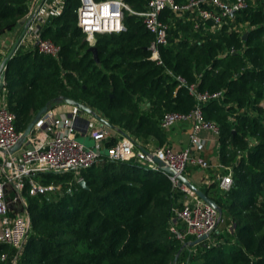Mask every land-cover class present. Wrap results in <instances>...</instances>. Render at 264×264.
Returning a JSON list of instances; mask_svg holds the SVG:
<instances>
[{
	"label": "trees",
	"instance_id": "trees-1",
	"mask_svg": "<svg viewBox=\"0 0 264 264\" xmlns=\"http://www.w3.org/2000/svg\"><path fill=\"white\" fill-rule=\"evenodd\" d=\"M127 1L137 11L149 2ZM80 4L67 0L65 12L43 33L62 46L59 58L20 49L8 62L4 92L18 116V129L24 131L50 99L66 95L138 140L153 139L162 147L169 142L162 117L169 111L190 113L198 104L174 75L201 92L223 91L202 111L205 120L220 127L219 154L223 164L233 167L234 184L222 192L211 177L215 181L200 188L222 207V219L230 216L234 234L219 244L198 245L187 264H264V0L236 12L218 31L197 29L196 21L166 9L162 17L171 29L169 43L160 46L163 63L151 58L155 35L130 12L127 30L97 34V61L78 26ZM27 13L26 0H0V39L16 30ZM240 24L250 27L247 38L244 29L232 28ZM81 176L88 188L73 173L40 175L42 182L62 184V189L31 195L28 183L25 204L14 201V185L7 186L12 209L23 212L27 205L32 221L15 264H182L188 249L172 235L170 221L176 192L183 191L163 169L146 167L136 157L111 161L103 156ZM70 184L72 192L67 191ZM17 252L0 243V259L9 256L6 264Z\"/></svg>",
	"mask_w": 264,
	"mask_h": 264
},
{
	"label": "built area",
	"instance_id": "built-area-1",
	"mask_svg": "<svg viewBox=\"0 0 264 264\" xmlns=\"http://www.w3.org/2000/svg\"><path fill=\"white\" fill-rule=\"evenodd\" d=\"M26 3L28 13L23 19L25 23H28L27 27L20 25L19 29L24 28V31L18 32L17 28L1 37L0 60L7 56L12 59L20 49L38 50L59 58L62 46L53 39L44 37L43 33L52 19L65 12L67 0H26ZM255 4L256 0H188L183 4L177 3L176 0H149L145 10L137 11L127 0H81L77 9L78 26L93 45L99 33H120L127 30L125 15L130 12L140 17L146 28L155 35L150 45L151 58L163 63L160 46L169 43L171 29V24L162 17L166 9L173 11L179 18L196 21L197 29L209 27L218 31L225 25H229L231 17L236 12ZM209 22L210 26H208ZM232 28L239 31L244 29L246 31L244 34L250 30L247 24L235 25ZM169 73L173 74L170 70ZM174 76L179 81V87L187 85L198 100L196 108L190 113L169 111L160 121V125L166 130H170L180 122L191 123L188 131L189 146L179 150L169 144L162 147H145L126 130L124 132L119 130L120 133L113 134L106 128H101L95 133L93 146H87L78 140V125L79 123L82 125L83 121L78 108L74 106L70 112H57L55 108L47 111L35 124L32 131L34 137H28L34 147L30 148L24 143L18 151L9 153V150L21 139L23 131L17 127L18 116L10 109L7 95L5 92L0 94V149L7 151L5 154L0 153L2 159L0 164V243L6 242L18 250L12 257V264L17 262L24 248L31 231L32 221L27 205L23 212L12 209L7 191V186L10 184H13L15 188L12 199L22 200L25 204L23 192L28 183L30 184L28 191L31 195L62 189V184L42 182L40 175L73 173L80 183L83 178L82 171L101 161L102 154L105 153L111 161H130L136 157L140 163L153 170L163 169L164 165L172 166L198 187L203 185L192 178L188 167L208 169L215 173L217 171L216 181L219 189L222 192H228L231 189L234 184L233 167L222 162L214 164L199 154L209 147L212 141V138L204 137L202 132L209 131L216 136L220 133V127L216 122L205 120L202 106L210 100L221 99L224 95L223 91L201 92L195 84H188L182 75ZM90 125L91 123L87 125L86 133ZM115 137L117 141L107 146V142ZM155 156L162 161V164L154 160ZM166 173L187 195L185 200L174 206L170 221L172 235L184 242L188 249L182 260V264H187L192 254L197 251L198 245L205 248L211 244L225 242L234 234V227L228 225L225 230L220 229L222 219L218 209L200 197L187 184L179 185L177 175ZM200 181L206 184L215 180L211 177L207 179L201 177ZM67 191H73L72 184ZM205 234L208 235L206 239L195 245L189 244ZM8 258V254L4 253L0 264H6Z\"/></svg>",
	"mask_w": 264,
	"mask_h": 264
},
{
	"label": "water",
	"instance_id": "water-1",
	"mask_svg": "<svg viewBox=\"0 0 264 264\" xmlns=\"http://www.w3.org/2000/svg\"><path fill=\"white\" fill-rule=\"evenodd\" d=\"M21 25H24V28L27 27L28 23H25V20H21L20 22ZM248 33H246L244 35V38H247ZM90 51L93 52L94 57L97 61H100L99 58V53H98V48L95 44L91 45L89 48ZM10 60V56H7L4 58V60L2 61L1 65H0V94L2 92L5 91L6 88V72H7V67H8V62ZM62 103H68L71 104L73 106H76L79 110L80 116H83L84 114H90L92 116V118L94 117L95 119H98L100 122L105 123L107 125V129L111 130V129H115L117 128V126L113 123H111L107 118H105L103 115H101L100 113H98L95 109H93L90 105L76 100L70 96H66V95H58L52 99H50L43 107H41L39 109V111L37 113H35L32 117V119L30 120V122L28 123L27 127L25 128V130L23 131V135L21 137V139L19 140V142L13 146L10 150L9 153H15L16 151H18L22 145L24 143H26L27 145H29L30 148L34 147V144L28 139L29 136L34 137V135L32 134L33 128L35 126V124L37 123V121L39 119H41V117L43 116V114H45L47 111H49L50 109L54 108L56 105L58 104H62ZM87 124L89 125L91 123V119L87 118L86 119ZM87 129V128H86ZM120 131L124 132V130L119 129ZM146 152H149L147 150H145ZM0 153L1 154H5L7 153V151L0 149ZM154 160L160 164H162V161L155 156ZM163 170L172 174V175H177L179 178V185H182L183 183L187 184L191 189H193L194 191H196V193L202 197L204 200H206L208 203H210L212 206H214L216 209H218V211L220 212V219H222V214H223V209L222 207L211 197H209L207 195V193L201 189L200 187H198L193 181H191L186 175L182 174V173H178L172 166L169 165H164ZM80 184L85 187L88 188V183L87 181L82 178L80 180ZM208 237L207 234L198 237L197 239L191 241L189 244L190 245H195L198 244L199 242H201L202 240L206 239ZM186 245H184L185 247ZM183 248L177 253L176 257H175V263L178 262L179 257L181 255Z\"/></svg>",
	"mask_w": 264,
	"mask_h": 264
},
{
	"label": "crops",
	"instance_id": "crops-1",
	"mask_svg": "<svg viewBox=\"0 0 264 264\" xmlns=\"http://www.w3.org/2000/svg\"><path fill=\"white\" fill-rule=\"evenodd\" d=\"M4 59L0 60V65L2 63ZM55 110L57 112H70L73 110L74 106L68 103H62V104H58L55 107ZM84 118V119H83ZM89 118L91 119V125L90 128L88 130V132L86 133L87 129H85L87 127V121L86 119ZM82 121L83 124L81 125L79 123L78 125V131H77V135L78 136H84L86 137L87 135L90 136L91 138H94L95 133L99 132V130L101 128H106L107 129V125L105 123L100 122L98 119H95L94 117L92 118V116L90 114H84L82 116ZM83 126V128H81ZM191 127V123L190 122H180L178 125H176L175 127L171 128L170 130H167V133L169 134V142L168 144L171 145L174 148H177L176 150L179 149H185L186 147L189 146V138H188V131L189 128ZM119 129H121L119 126H117V128H113L110 131L113 134H118V132L120 133ZM202 135L204 137H209L212 138V141L209 145V147H207L205 150L201 151L199 154L204 156V157H209L207 160L211 161L214 164L217 163H221V158H220V154H219V143L217 140V136L214 135L213 133L209 132V131H204L202 132ZM117 137V135H115ZM115 137V138H116ZM140 143L142 145H144L145 147H155V142L153 141V139H150L148 141L143 142L142 140H140ZM105 156V153L102 154V157ZM190 174H192V178L199 184L205 185V183H203L202 181H200L201 177H204L207 179V177H212L214 176V171L212 170H202L199 169L198 167H189ZM216 176V175H215ZM176 203H180L182 200H185L187 198V195L185 192H181V191H177L176 192Z\"/></svg>",
	"mask_w": 264,
	"mask_h": 264
},
{
	"label": "rangeland",
	"instance_id": "rangeland-1",
	"mask_svg": "<svg viewBox=\"0 0 264 264\" xmlns=\"http://www.w3.org/2000/svg\"><path fill=\"white\" fill-rule=\"evenodd\" d=\"M21 22V21H20ZM21 25V24H20ZM19 25V26H20ZM19 26H18V29H17V31L18 32H20V31H24V28H22L21 30L19 29ZM20 30V31H19ZM242 33H244V32H246V31H241ZM97 38H98V36H96L95 37V39H96V41H97ZM264 103V102H263ZM17 121H18V119H17ZM78 140L80 141V142H82V143H84L85 145H87V146H93L94 145V143H95V140L93 139V138H91L90 136H86V137H84V136H78ZM174 148V147H173ZM174 149H177V148H174ZM206 158V157H205ZM209 157H207L206 159H208ZM1 164V163H0ZM191 167H193V166H191ZM188 170H189V167H188ZM218 172L216 171V173H214V176H212V177H215L216 178V174H217ZM231 221L232 220H230V216L229 215H225L224 216V218L221 220V222H220V229H223V230H225L226 228H227V226L231 223Z\"/></svg>",
	"mask_w": 264,
	"mask_h": 264
}]
</instances>
